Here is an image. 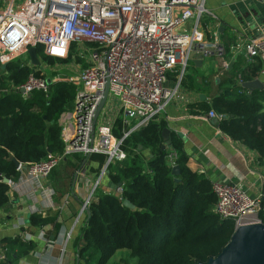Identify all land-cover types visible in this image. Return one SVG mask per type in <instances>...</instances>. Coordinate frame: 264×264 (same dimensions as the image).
<instances>
[{"label": "built area", "instance_id": "1", "mask_svg": "<svg viewBox=\"0 0 264 264\" xmlns=\"http://www.w3.org/2000/svg\"><path fill=\"white\" fill-rule=\"evenodd\" d=\"M1 1L0 63L23 57L21 66L31 68L26 80L15 87L23 88V98L34 90L47 93L49 89L48 78L40 69L49 64L37 48L42 55L59 60L67 59L74 49L72 58L83 60L74 65L77 73L68 78L77 83L73 109L62 111L57 119L62 153H48L38 162H18L15 166L21 175L43 181L39 183L41 189L61 159L73 154L83 158L104 156L94 180V186H98L107 167L126 158L124 138L162 119L196 60L219 59L221 75L228 70L230 57L242 55L246 64L259 58L263 64L260 72H264V34L226 47L219 39L217 17L205 6L206 0ZM29 47L36 49L38 66L29 60ZM243 82L239 76L235 80L240 87ZM106 84L107 95L93 125ZM207 114L218 121L222 118L213 111ZM118 119L120 138L114 134ZM177 157V152L169 148L166 160L171 168L177 165ZM211 187L216 197L213 210L221 219L233 221L234 228L260 221L264 195L252 196L235 182L213 181ZM44 190L49 196L54 194L50 187ZM109 193L120 196L122 184ZM91 200L92 196L83 202L80 213Z\"/></svg>", "mask_w": 264, "mask_h": 264}, {"label": "trees", "instance_id": "2", "mask_svg": "<svg viewBox=\"0 0 264 264\" xmlns=\"http://www.w3.org/2000/svg\"><path fill=\"white\" fill-rule=\"evenodd\" d=\"M37 53L47 64L61 61L42 55L39 48ZM72 55L71 51L67 59ZM262 68L259 58L236 70L231 67L220 77L217 87L223 90L238 76L242 81L252 80ZM30 73L31 68L21 66L16 60L7 62L0 71V209L8 201L10 188L2 178L15 181L20 175L12 158L33 163L44 159L48 153L62 152L57 119L64 111L65 103L75 96L74 83L51 81L47 93L34 90L28 98H23L13 88L22 84ZM181 86L204 93L190 72L184 75ZM233 92L232 95L215 93L210 101H197L198 112L213 111L222 115L218 124L221 132L256 151L260 161L264 162V110L261 103L264 91L253 90L247 94L238 86ZM166 126L163 119L151 121L122 141L126 158L106 169V176L112 184H122V193L117 196L96 187L87 206L88 215L73 240L79 264H107L119 249L129 250V256L136 259V264L204 263L216 256L230 239L233 221L221 219L214 212L216 197L211 181L186 165L187 155L174 134L170 136V148L178 154L176 163L180 170L178 175L172 174L166 160L168 149H161V131ZM114 134L122 137L121 119L115 123ZM91 157L100 159L101 165L104 162L102 155ZM67 159L69 167L76 170L85 158L73 155ZM51 173H55L54 168ZM63 188L69 190L67 186ZM124 199L129 200L134 209L124 206ZM258 216L264 224V200ZM51 220L37 214L29 216L32 226L44 227ZM1 243L9 251L0 264H10V251L14 248L17 255L33 248L31 241L22 242L18 236L6 237Z\"/></svg>", "mask_w": 264, "mask_h": 264}, {"label": "crops", "instance_id": "3", "mask_svg": "<svg viewBox=\"0 0 264 264\" xmlns=\"http://www.w3.org/2000/svg\"><path fill=\"white\" fill-rule=\"evenodd\" d=\"M3 5L0 0V10ZM205 6L216 15L219 39L226 47L264 34V0H206ZM3 64L6 66V63H1V66ZM242 64H246L242 55L229 58V68L236 70ZM1 66L0 71H3L5 67L2 69ZM219 68V59L195 62L189 67L190 74L197 78L204 90L205 101H210L215 93L232 95L234 87H238L233 79V84L225 85L223 90L218 89L219 79L224 76V73L218 75ZM253 79H259L262 87L250 91L245 89V92L264 91V72ZM200 93L181 86L178 96L171 101L162 117L170 129L169 139L171 134L179 139L181 150L187 155L186 165L191 171H202L201 175L211 182L242 184L252 196L264 195V162L260 161L256 151L221 132L212 122L213 117L198 112L196 103L200 101ZM261 103L264 110V99ZM73 155L61 159L59 166L54 167L55 173L50 172L48 176L51 182L48 179L44 181L42 189L39 183L43 181L21 174L15 181L8 179V201L0 209V260L5 259L9 251L2 247L1 240L18 236L22 242L31 241L33 248L20 255L14 248L10 251V264H79L73 240L86 217L85 212L80 213L81 206L88 197L95 195L97 186H94V180L100 166L87 167L89 159L85 158L79 169L72 170L66 161ZM111 185L105 175L97 189L112 192ZM65 186L69 190L64 189ZM45 187H50L54 194L49 196ZM31 214L52 220L44 227L32 226L29 223ZM129 253L127 249H119L107 264H136V259Z\"/></svg>", "mask_w": 264, "mask_h": 264}, {"label": "water", "instance_id": "4", "mask_svg": "<svg viewBox=\"0 0 264 264\" xmlns=\"http://www.w3.org/2000/svg\"><path fill=\"white\" fill-rule=\"evenodd\" d=\"M27 54L31 64L38 66L40 64L36 49L34 47H29ZM195 62H201V60H196ZM2 69L5 67L3 64ZM47 83H51V79H47ZM242 87L247 90H252L253 88H261L262 83L259 79H253L244 81ZM108 90V84L105 86L103 98L96 110L93 125L99 110L101 109ZM20 92H23V88L20 89ZM200 101L205 99L203 93L199 94ZM208 117V114L206 115ZM212 122L217 126L218 120L216 118L212 119ZM170 129L165 127L161 131L162 144L161 149H165L170 145L171 141L169 139ZM140 147V146H139ZM14 165H18V160L12 158ZM179 166L175 165L172 167L171 172L173 175L179 174ZM177 181V179H175ZM3 183H8L9 180L6 177L2 178ZM112 189L115 190L117 187L121 186V183L117 185L112 184ZM263 200V197H262ZM122 204L128 208L134 209V205L127 199L122 201ZM84 212L88 215L87 207L84 208ZM197 264H264V224L259 221L255 223L242 224L234 228L233 233L230 236V239L227 243L221 248L220 252L214 256L208 258L204 263Z\"/></svg>", "mask_w": 264, "mask_h": 264}, {"label": "rangeland", "instance_id": "5", "mask_svg": "<svg viewBox=\"0 0 264 264\" xmlns=\"http://www.w3.org/2000/svg\"><path fill=\"white\" fill-rule=\"evenodd\" d=\"M205 18V17H204ZM72 53H74V49H72ZM87 55V53H86ZM73 56V55H72ZM21 60H25L23 57L20 58ZM83 60L82 59H78V57H75V59H73L72 57L69 59H64L61 60L60 63L57 64H52V65H41L40 69L44 72L46 78H54L57 77L58 79L55 80L54 82L58 81V82H71L74 83L75 87V92H76V88H77V83L73 82V81H69L68 78L72 75H74V73H77L78 67L76 68V66H74L75 64H82ZM190 67V66H189ZM75 98V96H74ZM74 98L67 101V103H65L66 105L64 106V110L66 111H70L73 109L74 106ZM88 162H87V167H89V165H96L97 167L101 166V161L100 159L97 158H93L90 156V158L88 157ZM100 169V168H99ZM98 174V173H97ZM125 262V261H124ZM126 263V262H125Z\"/></svg>", "mask_w": 264, "mask_h": 264}]
</instances>
